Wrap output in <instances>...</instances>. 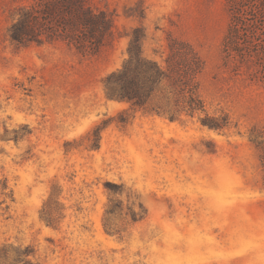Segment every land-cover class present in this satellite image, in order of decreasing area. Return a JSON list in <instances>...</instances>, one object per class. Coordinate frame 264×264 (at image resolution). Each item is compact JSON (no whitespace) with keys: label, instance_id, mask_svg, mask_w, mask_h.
<instances>
[{"label":"rangeland","instance_id":"rangeland-1","mask_svg":"<svg viewBox=\"0 0 264 264\" xmlns=\"http://www.w3.org/2000/svg\"><path fill=\"white\" fill-rule=\"evenodd\" d=\"M32 1L0 0V247L12 257L30 246L37 264H264V188L248 140L264 126V83L224 65L227 0H89L114 25L96 55L12 43L8 27ZM133 36V52L157 61L170 39L190 42L205 63V113L227 126L110 97L103 80ZM111 202L121 211L108 232Z\"/></svg>","mask_w":264,"mask_h":264},{"label":"trees","instance_id":"trees-1","mask_svg":"<svg viewBox=\"0 0 264 264\" xmlns=\"http://www.w3.org/2000/svg\"><path fill=\"white\" fill-rule=\"evenodd\" d=\"M89 0H33L18 8L8 27L9 40L17 46L63 42L81 54L96 55L113 41V18L102 10L92 9ZM230 14L222 41L224 65L232 64L238 73L246 68L251 80L264 83V0H227ZM128 48L129 57L122 67L109 73L103 80L109 96L129 103L131 109L179 120L182 115L193 117L205 113L199 94L198 76L204 70V60L188 41L170 39L169 52L157 61L134 53L141 38L133 36ZM203 125L220 129L227 126L226 118L205 116ZM248 140L257 152L264 188V126H253ZM4 188V186H3ZM121 211L117 204L105 210L104 228L111 232L110 218ZM134 220L142 219L132 212ZM51 212L43 209L41 219L50 224ZM8 246L0 247V262L37 264L29 256L30 246L12 257Z\"/></svg>","mask_w":264,"mask_h":264}]
</instances>
